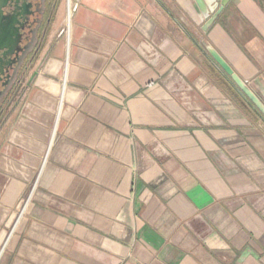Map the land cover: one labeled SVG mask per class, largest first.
<instances>
[{"label": "crops", "instance_id": "obj_1", "mask_svg": "<svg viewBox=\"0 0 264 264\" xmlns=\"http://www.w3.org/2000/svg\"><path fill=\"white\" fill-rule=\"evenodd\" d=\"M175 1L60 3L0 113V264H264V118L205 51L264 104V0Z\"/></svg>", "mask_w": 264, "mask_h": 264}, {"label": "flooded vegetation", "instance_id": "obj_2", "mask_svg": "<svg viewBox=\"0 0 264 264\" xmlns=\"http://www.w3.org/2000/svg\"><path fill=\"white\" fill-rule=\"evenodd\" d=\"M61 0H0V113L20 92ZM9 102V101H8Z\"/></svg>", "mask_w": 264, "mask_h": 264}, {"label": "water", "instance_id": "obj_3", "mask_svg": "<svg viewBox=\"0 0 264 264\" xmlns=\"http://www.w3.org/2000/svg\"><path fill=\"white\" fill-rule=\"evenodd\" d=\"M228 0H191L192 8L204 21L201 28L205 32L214 21L218 11ZM186 11V10H185ZM187 12V11H186ZM193 18V16L191 15ZM194 19V18H193ZM195 21V20H194ZM205 51L210 59L218 66L221 72L237 89L239 94L264 118V104L248 87L246 82L240 79L227 64V62L219 55V53L211 46H205Z\"/></svg>", "mask_w": 264, "mask_h": 264}, {"label": "bare ground", "instance_id": "obj_4", "mask_svg": "<svg viewBox=\"0 0 264 264\" xmlns=\"http://www.w3.org/2000/svg\"><path fill=\"white\" fill-rule=\"evenodd\" d=\"M68 1L70 4V0H68ZM177 1L182 6V8L184 10H186L190 15L193 16V18L196 22H200L201 17L197 13H195L194 9L192 8L191 0H177Z\"/></svg>", "mask_w": 264, "mask_h": 264}, {"label": "rangeland", "instance_id": "obj_5", "mask_svg": "<svg viewBox=\"0 0 264 264\" xmlns=\"http://www.w3.org/2000/svg\"><path fill=\"white\" fill-rule=\"evenodd\" d=\"M67 1L68 0H61V4H67ZM75 0H70V7L71 6H73V4H75V2H74ZM69 2V1H68ZM165 2H167V4L170 6V7H172L173 9H175V11H177L178 13H182V9L180 8V6L176 3V1L175 0H165ZM65 6V5H64ZM71 9V8H70ZM58 22H57V20H56V22L54 23L55 25L57 24Z\"/></svg>", "mask_w": 264, "mask_h": 264}]
</instances>
